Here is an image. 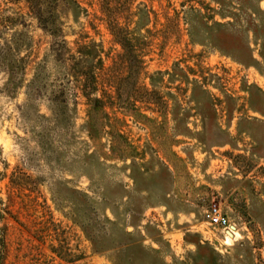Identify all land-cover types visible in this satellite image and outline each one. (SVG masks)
<instances>
[{
  "label": "rangeland",
  "instance_id": "374dc122",
  "mask_svg": "<svg viewBox=\"0 0 264 264\" xmlns=\"http://www.w3.org/2000/svg\"><path fill=\"white\" fill-rule=\"evenodd\" d=\"M0 264H264V0H0Z\"/></svg>",
  "mask_w": 264,
  "mask_h": 264
},
{
  "label": "built area",
  "instance_id": "2783aa9c",
  "mask_svg": "<svg viewBox=\"0 0 264 264\" xmlns=\"http://www.w3.org/2000/svg\"><path fill=\"white\" fill-rule=\"evenodd\" d=\"M206 219L211 226L227 229L230 225V220L226 212L221 206L214 204L206 211Z\"/></svg>",
  "mask_w": 264,
  "mask_h": 264
},
{
  "label": "trees",
  "instance_id": "16d2710c",
  "mask_svg": "<svg viewBox=\"0 0 264 264\" xmlns=\"http://www.w3.org/2000/svg\"><path fill=\"white\" fill-rule=\"evenodd\" d=\"M91 87H92L91 85H86L85 88H86V89H91Z\"/></svg>",
  "mask_w": 264,
  "mask_h": 264
}]
</instances>
